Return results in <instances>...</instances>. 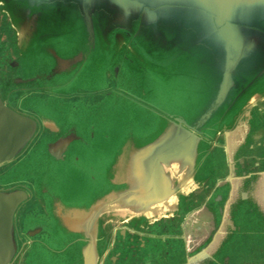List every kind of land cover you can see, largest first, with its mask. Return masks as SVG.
<instances>
[{"label":"water","instance_id":"water-1","mask_svg":"<svg viewBox=\"0 0 264 264\" xmlns=\"http://www.w3.org/2000/svg\"><path fill=\"white\" fill-rule=\"evenodd\" d=\"M0 13L12 30L16 88L42 91L19 103L40 125L0 97V167L13 162L0 174L1 186L13 185L0 187V264H156L171 255L196 192L179 196L190 204L182 215L149 220L142 207L151 199L136 202L112 182L116 159L130 146H155L158 157L185 151L204 191L225 183L226 158L248 132L246 109L264 96V0H0ZM178 132L181 145H157ZM31 198L38 207L24 214L20 238L18 212ZM188 253L185 264L205 258L204 249Z\"/></svg>","mask_w":264,"mask_h":264},{"label":"crops","instance_id":"crops-1","mask_svg":"<svg viewBox=\"0 0 264 264\" xmlns=\"http://www.w3.org/2000/svg\"><path fill=\"white\" fill-rule=\"evenodd\" d=\"M263 97L257 99L250 107L254 106ZM241 118L243 116L239 119ZM168 126L171 131L175 132L171 124L168 123ZM178 133L180 137L177 141L171 140L172 136H169L163 138L157 145L167 143L168 150L173 148L174 145H181L187 137L185 133ZM219 144L224 145L223 141ZM184 152H180L177 157H158L159 152H157L155 146L146 150H138L134 146H130L126 148L125 154L116 159L115 168L112 170V182L118 186L120 185L119 188L124 193H129L132 200L136 202L151 199L148 204H144L142 207L147 210L146 213L148 214L146 215L149 220H152L151 217L156 216L172 218L179 214L182 215L190 204L187 199L182 197L180 199L179 196H186L190 191H195L197 205L192 208L190 213L188 212L189 215L183 218L181 223L183 242H179L178 249L169 256L170 258L184 256L186 262V258L189 256L188 252H197L204 249L205 258L196 263L194 262V264H206L208 259L211 260L214 256H220L217 251L228 233L227 225H230L227 214L228 204L224 202L222 218L218 219L217 209H220V207L217 202L221 197L219 193H221L222 187H212L204 191L201 182L202 177L201 180L194 177V156L191 158V155ZM216 193L218 194L216 200H213ZM84 217H88L87 220H90L92 218L91 212ZM94 222L95 218L92 223ZM181 252L183 253L181 255L175 254ZM226 262L231 264L230 258H226Z\"/></svg>","mask_w":264,"mask_h":264},{"label":"flooded vegetation","instance_id":"flooded-vegetation-1","mask_svg":"<svg viewBox=\"0 0 264 264\" xmlns=\"http://www.w3.org/2000/svg\"><path fill=\"white\" fill-rule=\"evenodd\" d=\"M16 57L17 54L12 41V30L6 22L5 15L0 13V97L6 105L20 113L35 118L40 125L41 122L34 112L28 109H22L19 103L20 100L26 96L41 95L42 91H22L16 88L18 84V82L14 80V77L18 76L16 64L14 62ZM87 97L88 96H86V98ZM248 112V132L244 141L233 153L232 161L226 158V169L224 174V180L226 181L221 186V193H219L221 197L217 202L220 207V209H217L218 219H220L224 212L223 204L230 199L227 214L228 221L232 223L233 228L227 225L228 233L217 251L220 256H214L215 258L212 257L211 260L208 259L206 264H229L226 262V258H230L226 251L227 245L234 239L242 238L248 234L257 235L261 237L263 241L261 244L253 247L255 255L252 258L243 260L242 264H264V210L259 204V197L264 199V97L254 106L250 107ZM43 133L44 130L42 126H38L30 142L31 145L35 143ZM24 154H26V151L18 156L17 159L21 158ZM12 163H9L0 170V174L6 171ZM230 164L233 165L232 174L229 169ZM12 186L13 185H0L3 189H10ZM26 187L28 186L26 185ZM16 188L25 190L23 187ZM217 195V193L214 195L213 200H216ZM36 207H38L37 201L31 198L19 209L17 219L20 238H23V235H20V224L24 214ZM245 219L249 220L250 225H245ZM223 220L226 222L225 218H223ZM175 254L181 255L183 253ZM169 258L170 256H164L160 261L154 263L172 264V262H174L173 264H185L184 256L180 258Z\"/></svg>","mask_w":264,"mask_h":264},{"label":"rangeland","instance_id":"rangeland-1","mask_svg":"<svg viewBox=\"0 0 264 264\" xmlns=\"http://www.w3.org/2000/svg\"><path fill=\"white\" fill-rule=\"evenodd\" d=\"M94 99L95 97L92 95H88L87 99ZM39 108H45V106L42 104V101H36ZM5 166L0 167V170H2ZM26 187V185H24ZM246 224L250 225L249 220L245 219ZM237 236V235H236ZM241 237V236H240ZM236 238V237H235ZM263 239L257 235H245L242 238L234 239L232 242H230L227 245V254L230 257L231 264H242L243 260H247L248 258H252L255 255V251L253 247H255L258 244H261ZM253 252V253H251Z\"/></svg>","mask_w":264,"mask_h":264}]
</instances>
